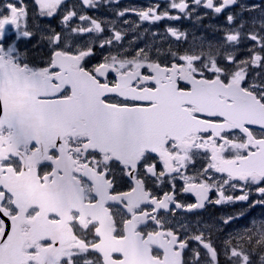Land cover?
Masks as SVG:
<instances>
[{
    "label": "snow or ice",
    "instance_id": "snow-or-ice-1",
    "mask_svg": "<svg viewBox=\"0 0 264 264\" xmlns=\"http://www.w3.org/2000/svg\"><path fill=\"white\" fill-rule=\"evenodd\" d=\"M34 3L36 15L62 17L60 30L43 36L51 50L44 66L5 45L7 26L18 38L33 32L23 0L0 2V264H219L209 225L168 218L237 201L264 207V0L117 11L153 24L182 18L169 9L225 15L218 42L183 54L169 47L164 61L155 39L125 46L127 30L83 13L100 0ZM166 33L188 39L175 27ZM96 47L107 54L89 66ZM117 172L126 191L114 186ZM186 193L195 202L182 201ZM223 255L229 264H264V219L227 241Z\"/></svg>",
    "mask_w": 264,
    "mask_h": 264
},
{
    "label": "flooded vegetation",
    "instance_id": "flooded-vegetation-1",
    "mask_svg": "<svg viewBox=\"0 0 264 264\" xmlns=\"http://www.w3.org/2000/svg\"><path fill=\"white\" fill-rule=\"evenodd\" d=\"M0 2H3V0H0ZM24 4L27 6L28 8V12H29V16L27 19V27L29 30H31L33 32V36L29 39V38H23L17 37V30L15 29L14 26H7L6 27V38H5V45H9L12 43H15V45L17 46V48L20 50L21 53H23L25 55L26 60L33 66H44L45 62L47 60V58L50 55V48L48 47L46 41L43 39L44 34L46 33V30L51 27V28H55L57 31L60 30V24L59 21L62 17H60L59 15L52 17V18H46V17H40L38 15H36V10H37V5H35L34 0H23ZM171 2V0H119L118 3H116V0H100V6L97 8H88L87 6H84L82 11L85 15L87 16H94V13H97L98 10H100L101 8L106 11L109 12L111 11L114 7L116 8L115 11H120L123 10L125 8L127 9H141V8H147L149 6H152L154 4H160L161 8H166L168 6V4ZM249 3L251 2H258V0H248ZM66 3L68 5H72V4H76L79 5L80 4V0H66ZM78 11L80 10L79 8L77 9ZM170 14L171 15H180L182 18L178 21H173L174 24L171 25H167L164 22H166L167 19L162 20V21H158L156 23H150L148 22V27L152 26L154 28L152 29H159L161 27H163L164 33L166 34V36L169 37V39L172 42V49L174 45L177 44H181V41H176V39L174 37H171L170 34L166 33V29L168 27H174L175 24H181L184 22V26L182 27V30L186 33H188V45L187 48L183 49L182 52V46H179L178 50L176 52H180V54H183L185 51H189L192 50L193 45L194 44H199L202 39V25H201V21L202 20H196L195 17H193V15L191 16V18H186L183 17V15L181 13H179L178 10L176 9H169ZM198 11H204L206 13L205 17H208V19L205 20V23L208 25V30L210 32V34H207V38H208V42L211 43H216L221 39V33L222 30L218 29L217 26H215L214 24H210V22H212L213 18H218V19H223L225 17L224 14H220V18L218 15L213 14L211 12V10H205L203 8L198 9ZM194 14V13H193ZM128 15L125 14L124 17H127ZM130 16H132L136 21H140L139 17L135 14L132 13L130 14ZM111 17H114L113 13L111 15ZM121 18V17H120ZM97 19V18H96ZM219 20V22L221 21ZM75 22H79V20H75ZM80 23H85V22H80ZM213 23V22H212ZM23 26V25H22ZM142 26V24L139 25V27ZM151 28V27H150ZM138 33H141L140 31ZM154 39L151 38V43L153 42ZM206 41V39H205ZM181 42V43H180ZM190 46V47H189ZM250 46V44L248 45ZM164 45H162L161 50H163ZM247 52L246 50H242L241 55H246ZM154 55V53H153ZM100 62V60H95L92 61L91 58L89 60V66L94 65L96 63ZM112 78V76L110 75V79ZM42 170L47 171L48 168L46 166H42ZM191 170H189V174H191ZM183 185V181L181 180V182L179 183V181H176V186L179 189L181 186ZM115 188L119 191H126L128 189V181L126 177H121V174L119 172L116 173V182H115ZM234 193V192H233ZM187 198V202H195V197L192 194H183L180 199L182 201H184V198ZM213 199H215V196L213 195L212 197ZM254 208H259V206H256ZM215 210V214L216 211H218L217 207L215 206V204L213 205H208L206 206L205 209L202 210H198L195 213H183L182 210H177L176 215L174 217H169L168 219L170 220V223L173 225H177L178 222L180 221H188L190 223H196V222H201L202 224H209L210 221H208V217L206 216L207 211L209 210ZM119 210V205H116L113 207V211H118ZM209 212H213V211H209ZM254 213V212H252ZM206 231H210L211 234V239L212 242L215 246L214 241L218 242L219 240L216 239V237H213L212 235L216 234V228L214 227H209V229H207ZM218 250V247H217ZM255 259V258H253ZM223 259L222 257L219 256V263H222Z\"/></svg>",
    "mask_w": 264,
    "mask_h": 264
},
{
    "label": "rangeland",
    "instance_id": "rangeland-1",
    "mask_svg": "<svg viewBox=\"0 0 264 264\" xmlns=\"http://www.w3.org/2000/svg\"><path fill=\"white\" fill-rule=\"evenodd\" d=\"M117 3V2H116ZM115 7L109 11L106 12L104 11L102 8L100 10H98L97 13H94V16H91L92 18H97V20H100L102 22H104L105 25H107V28H112L115 27L116 30H120V31H124L127 30V34L124 38L123 41H121L122 44H124L125 46H127V42L128 41H134L135 44L139 47H144L145 43H149L151 44V38L155 39L157 44L159 45H164L163 50H161V52L163 53V55H161V60L164 61L165 59H170V57L167 55V50L170 47L172 51H179L178 48L179 46H182V52L184 48H187L188 45V41L189 40H181V44H177L173 46L172 49V42L169 39L168 36H166V34L164 33L163 27L159 28V29H152L154 27L150 26L148 27V22H144V21H136L132 16H130V14L135 13V12H127L126 15H128L127 17H119L116 15L115 11ZM114 15V17H111V15ZM207 13V12H206ZM206 13L204 11H198L196 13L193 14V17L196 18V20H202L200 23L202 25V39L204 40L206 39L205 44L208 43V38H207V34H210L209 30H208V25L205 23V20L209 18L205 17ZM197 15H199L201 17V19H197ZM220 18V17H219ZM127 20L128 23H123V21ZM218 18H213L212 22H210V24H214L215 26H217L218 29H223L226 26V17H224L220 22ZM81 21H79L78 23L75 22L76 24H81ZM167 25H171L174 24L173 21L170 20H166V22H164ZM142 24V26L139 27V25ZM184 26V22L179 24H175L174 27L178 28L180 30H182V27ZM141 33H138V32ZM183 31V30H182ZM152 33H156V37H153ZM109 31L106 29L105 33L101 34V35H108ZM190 36V35H188ZM88 35L85 34L83 37H80L81 40L87 39ZM97 39H99V37H97ZM190 47V46H189ZM95 52L97 53V55L93 58H91L92 61L95 60H100V53L103 52L105 55L107 54L106 50H102L99 47L95 48ZM180 54V52H179ZM155 55V53H154ZM202 165V164H201ZM201 165L199 164L197 166L196 169L200 168ZM229 204V206L231 205L230 203H225L224 205L227 206ZM239 205V208L237 209V211L235 213H233V211L230 210H226L227 214H225V212L221 213V217H217L215 219H212L215 223V226L217 227V232H215L216 234L212 235L213 237H216V239H218L219 241L216 242V245L221 246L220 251H218L219 253H223L224 248L226 247V242L231 240L233 237H236L237 234L244 232L245 228H242L240 225V222L242 221L241 218L239 219H234L233 223H229L227 225L222 223V218L227 217V216H237L239 215L241 212L245 214H250L251 210L250 208L244 203V202H238L237 203ZM261 219H264L261 218ZM253 220H249L248 223L250 224V222ZM210 226L215 227L213 224H211ZM219 231V233H218ZM233 243H235V241H233ZM223 260L225 258V256L222 254Z\"/></svg>",
    "mask_w": 264,
    "mask_h": 264
},
{
    "label": "clouds",
    "instance_id": "clouds-1",
    "mask_svg": "<svg viewBox=\"0 0 264 264\" xmlns=\"http://www.w3.org/2000/svg\"><path fill=\"white\" fill-rule=\"evenodd\" d=\"M23 118L25 119V120H28V122L30 123V125L31 126H33V127H35V126H38L39 125V123H40V121L38 120V119H28L29 118V113L27 112V111H25L24 113H23Z\"/></svg>",
    "mask_w": 264,
    "mask_h": 264
},
{
    "label": "trees",
    "instance_id": "trees-1",
    "mask_svg": "<svg viewBox=\"0 0 264 264\" xmlns=\"http://www.w3.org/2000/svg\"><path fill=\"white\" fill-rule=\"evenodd\" d=\"M211 221V223L215 226V223H214V221L213 220H210ZM211 227H213V226H211ZM216 227V226H215ZM216 230H217V227H216Z\"/></svg>",
    "mask_w": 264,
    "mask_h": 264
},
{
    "label": "water",
    "instance_id": "water-1",
    "mask_svg": "<svg viewBox=\"0 0 264 264\" xmlns=\"http://www.w3.org/2000/svg\"><path fill=\"white\" fill-rule=\"evenodd\" d=\"M0 218H2V217H0ZM6 223H7V221H6Z\"/></svg>",
    "mask_w": 264,
    "mask_h": 264
}]
</instances>
